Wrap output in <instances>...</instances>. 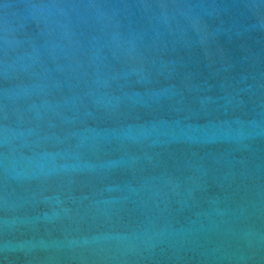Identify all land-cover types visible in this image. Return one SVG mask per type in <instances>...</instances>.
<instances>
[{"label": "water", "instance_id": "95a60500", "mask_svg": "<svg viewBox=\"0 0 264 264\" xmlns=\"http://www.w3.org/2000/svg\"><path fill=\"white\" fill-rule=\"evenodd\" d=\"M0 264H264V0H0Z\"/></svg>", "mask_w": 264, "mask_h": 264}]
</instances>
